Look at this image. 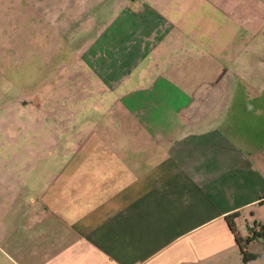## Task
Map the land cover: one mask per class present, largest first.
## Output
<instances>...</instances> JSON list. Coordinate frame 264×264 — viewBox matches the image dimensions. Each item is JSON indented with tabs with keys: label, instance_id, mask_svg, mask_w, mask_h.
<instances>
[{
	"label": "crops",
	"instance_id": "obj_1",
	"mask_svg": "<svg viewBox=\"0 0 264 264\" xmlns=\"http://www.w3.org/2000/svg\"><path fill=\"white\" fill-rule=\"evenodd\" d=\"M83 53L69 157L4 191L7 264H264V0L124 1Z\"/></svg>",
	"mask_w": 264,
	"mask_h": 264
},
{
	"label": "rangeland",
	"instance_id": "obj_2",
	"mask_svg": "<svg viewBox=\"0 0 264 264\" xmlns=\"http://www.w3.org/2000/svg\"><path fill=\"white\" fill-rule=\"evenodd\" d=\"M124 1L0 0V264H7L2 238L16 203L4 191L23 183L36 192L42 176L60 171L48 162L69 157L76 98L90 92L80 80L89 71L80 68L83 52ZM85 108L89 115L96 107ZM32 199L19 196L17 204Z\"/></svg>",
	"mask_w": 264,
	"mask_h": 264
},
{
	"label": "trees",
	"instance_id": "obj_3",
	"mask_svg": "<svg viewBox=\"0 0 264 264\" xmlns=\"http://www.w3.org/2000/svg\"><path fill=\"white\" fill-rule=\"evenodd\" d=\"M239 218V215L236 213L232 216H229L227 217V221L229 223V227L231 228L232 232L236 235L237 237V243H238V246H239V249H240V252H241V255L243 257V261L244 262H249L252 258H253V255H248L247 253V245L248 243L250 242V240H247V241H243L239 234H238V231H237V227H236V224H235V220ZM254 236H257V234L254 233Z\"/></svg>",
	"mask_w": 264,
	"mask_h": 264
},
{
	"label": "built area",
	"instance_id": "obj_4",
	"mask_svg": "<svg viewBox=\"0 0 264 264\" xmlns=\"http://www.w3.org/2000/svg\"><path fill=\"white\" fill-rule=\"evenodd\" d=\"M253 236H254V233H253Z\"/></svg>",
	"mask_w": 264,
	"mask_h": 264
}]
</instances>
